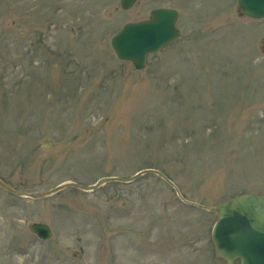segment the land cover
Here are the masks:
<instances>
[{
    "label": "rangeland",
    "instance_id": "obj_1",
    "mask_svg": "<svg viewBox=\"0 0 264 264\" xmlns=\"http://www.w3.org/2000/svg\"><path fill=\"white\" fill-rule=\"evenodd\" d=\"M156 7L178 11L180 35L137 70L110 38ZM238 8L0 0V177L35 193L154 168L207 206L263 194L264 18ZM215 221L154 173L41 199L0 189V264H223ZM32 222L48 224L51 238H37Z\"/></svg>",
    "mask_w": 264,
    "mask_h": 264
},
{
    "label": "water",
    "instance_id": "obj_2",
    "mask_svg": "<svg viewBox=\"0 0 264 264\" xmlns=\"http://www.w3.org/2000/svg\"><path fill=\"white\" fill-rule=\"evenodd\" d=\"M136 0H119L120 7L127 10ZM240 15L251 18L264 17V0H237ZM178 16L173 8L159 7L152 9L148 19L139 22H127L110 39L116 57L130 61L136 69L144 67L145 55L156 51L164 44L173 41L180 35L175 27ZM49 146V140L42 142ZM145 173H155L173 186L178 197L189 204L216 213L217 219L212 228V243L215 255L224 264H264V194L249 192L239 194L218 203L215 207L205 206L183 198L173 182L159 170L146 168L129 178L102 177L94 184L82 185L76 182H63L57 186L37 193L18 190L0 178V188L16 196L43 198L66 187H75L83 191H95L101 185L112 181L130 183ZM30 230L42 239L51 237V229L47 224L33 222Z\"/></svg>",
    "mask_w": 264,
    "mask_h": 264
}]
</instances>
